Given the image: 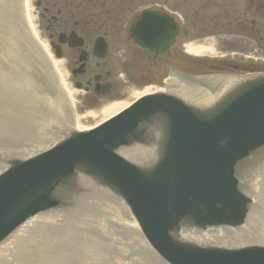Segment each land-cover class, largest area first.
Returning a JSON list of instances; mask_svg holds the SVG:
<instances>
[{
  "label": "water",
  "instance_id": "1",
  "mask_svg": "<svg viewBox=\"0 0 264 264\" xmlns=\"http://www.w3.org/2000/svg\"><path fill=\"white\" fill-rule=\"evenodd\" d=\"M55 71L26 0H0L2 257L10 241L30 245L12 264H264V73L199 103L145 95L76 131Z\"/></svg>",
  "mask_w": 264,
  "mask_h": 264
},
{
  "label": "flooded vegetation",
  "instance_id": "2",
  "mask_svg": "<svg viewBox=\"0 0 264 264\" xmlns=\"http://www.w3.org/2000/svg\"><path fill=\"white\" fill-rule=\"evenodd\" d=\"M201 1L226 10L229 42L242 44L244 51L229 52V62L210 63L209 55L186 51L188 0H35L52 58L65 74L64 88L80 95L75 113L98 112L137 91L170 90L172 77L194 96L199 76L214 81L222 74L264 72V0ZM144 10L161 14L157 26L134 22ZM148 30L151 48L136 41ZM236 55L244 64L234 61Z\"/></svg>",
  "mask_w": 264,
  "mask_h": 264
},
{
  "label": "rangeland",
  "instance_id": "3",
  "mask_svg": "<svg viewBox=\"0 0 264 264\" xmlns=\"http://www.w3.org/2000/svg\"><path fill=\"white\" fill-rule=\"evenodd\" d=\"M34 1L35 0H26L30 25L37 39L49 54L54 66L59 70L60 77L63 79L65 74H62L63 71L60 69L58 64H55V59H52L48 37L45 34L44 29L39 25V18ZM201 2V0H188V20L185 28L187 30L188 37L190 38L188 39L187 44L191 43L190 45H204L205 47H209L211 50L206 53L209 57H205V59H207L210 63L219 62L221 59H225L229 62L231 60L228 59V57H231L229 52L235 50L244 51L242 44L233 46L232 43L229 42L226 10H221L218 7L219 4L214 6V4L210 2L202 6ZM240 58L243 59L242 56H240ZM240 58L239 55H236L234 56V61L238 62ZM68 90L70 91L69 95L71 96V100L73 101L72 103L74 104L73 108H75L79 105L76 100H79L80 95L74 93L71 87H69ZM95 120V118L88 115L79 118L81 123L87 125L92 124Z\"/></svg>",
  "mask_w": 264,
  "mask_h": 264
},
{
  "label": "bare ground",
  "instance_id": "4",
  "mask_svg": "<svg viewBox=\"0 0 264 264\" xmlns=\"http://www.w3.org/2000/svg\"><path fill=\"white\" fill-rule=\"evenodd\" d=\"M186 49H187L186 51L188 53L193 54V55H201L205 51H210L211 50L209 47H205L204 45H188L186 47ZM232 80H233V78L226 77V78H222V79L217 80L214 84H211L208 88L200 87L199 99L207 97V96L213 94L214 92H216L217 90H219L220 88H222L223 86H225L226 84L231 82ZM170 88L174 89L175 86L172 84V85H170ZM144 92H146V90L137 91L133 95H131V99L128 98V99H124V100H118V101L111 102L110 104L100 108L98 110V112H94V111L91 112L90 111V112H85L83 115L75 114L76 128L79 129V130L89 129L91 125H94V124H96V123H98L100 121H103V120L107 119L108 117L112 116L113 114L117 113L118 111H120L121 109H123L124 107L129 105L130 101L132 99H134L135 97L141 95ZM87 115L96 119L90 125L83 124V123H81L79 121V118L85 117Z\"/></svg>",
  "mask_w": 264,
  "mask_h": 264
}]
</instances>
